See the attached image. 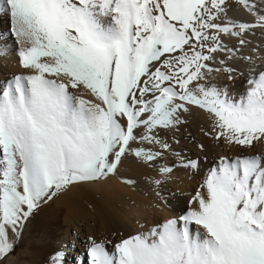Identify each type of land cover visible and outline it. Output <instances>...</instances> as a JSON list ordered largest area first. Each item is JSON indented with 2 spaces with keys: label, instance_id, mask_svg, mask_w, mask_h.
Masks as SVG:
<instances>
[{
  "label": "snow or ice",
  "instance_id": "6c2138e0",
  "mask_svg": "<svg viewBox=\"0 0 264 264\" xmlns=\"http://www.w3.org/2000/svg\"><path fill=\"white\" fill-rule=\"evenodd\" d=\"M238 2L249 7L248 0ZM224 4L225 0L0 4V10L10 14L14 37L28 45L18 50L21 66L34 70L0 87V258L13 249L9 230L14 235L22 230L45 198L70 184L114 174L141 128L146 131L140 140L167 149L152 133L181 123L179 113L189 110L186 105L216 117L217 139L222 136L242 147L264 139V73L249 81L254 87L238 102L215 86L197 83L194 90L189 88L204 78L202 69L212 59L210 54L221 49L211 30L238 34L232 30L264 27V17L257 24L215 23ZM45 57L48 60L42 61ZM80 86L100 103L69 91ZM134 155L151 161L160 153L136 149ZM201 187L205 192L198 190L192 201L196 208L148 234L123 240L115 254L103 244H93L88 264H264V157L222 158ZM192 225L198 228L194 231ZM62 256L58 253L54 259Z\"/></svg>",
  "mask_w": 264,
  "mask_h": 264
},
{
  "label": "bare ground",
  "instance_id": "6f19581e",
  "mask_svg": "<svg viewBox=\"0 0 264 264\" xmlns=\"http://www.w3.org/2000/svg\"><path fill=\"white\" fill-rule=\"evenodd\" d=\"M4 2L0 0V4ZM248 4L249 7H245L238 0H225L223 11L218 13L219 18L214 22L221 26H230V22L257 24L259 18L264 17V0H248ZM6 12L0 10V33H3L0 34V87L17 75L34 74L33 69H24L20 64L18 50L28 45L19 43L14 37L12 22ZM232 32L238 34L210 31L211 35L218 36L221 49L210 54L212 59L205 61L207 67L202 69L204 78L194 81L189 85L190 89L194 90L197 83L206 88L215 86L225 89L229 99L238 102L254 87L249 81L264 73V27H253L244 32L236 28ZM242 40L244 43H241ZM203 51L209 55L207 48ZM48 78L54 79L51 76ZM69 91L93 102L89 90L83 87H70ZM186 107L189 110L179 115L181 123L156 128L152 133L168 145L167 149L162 148L161 144L140 140V133L146 131L141 128L137 133V141L131 145L132 151L121 160L113 180L110 175L108 177L111 180L106 177L102 182H89L82 186L74 184L59 193L57 208L66 213L62 220L66 237L61 241L59 234L47 233V239L54 242L53 246L49 243L42 245L43 250L49 252L57 249L63 253L65 249L61 264H85L81 259L93 244H103L115 254V246L123 240L148 234L169 219H178L188 210L196 208L193 197L198 190L205 192L201 186L209 171L217 167L222 158L264 157V139L243 147L228 143L222 136L217 139L220 129L216 126V117L198 106ZM136 149L160 155L145 161L143 157L134 155ZM192 162H195V167L190 166ZM164 168L171 171L162 172ZM85 190H90L94 195L86 213L83 204H80L85 198ZM122 194L129 204L127 215L122 214L121 207L114 204ZM98 196L107 197V202L100 205ZM110 199L111 203H108ZM191 227L194 231L198 228L196 225Z\"/></svg>",
  "mask_w": 264,
  "mask_h": 264
},
{
  "label": "rangeland",
  "instance_id": "374dc122",
  "mask_svg": "<svg viewBox=\"0 0 264 264\" xmlns=\"http://www.w3.org/2000/svg\"><path fill=\"white\" fill-rule=\"evenodd\" d=\"M6 13L8 14L7 17L9 21H11L9 12L7 11ZM167 55L168 54H166V56ZM44 59L48 58L45 57ZM81 87L82 86H80L79 89ZM88 93L92 96L93 104L100 103L96 100V98L91 94L90 91ZM182 114L183 112L179 113V115ZM125 157L126 156L122 157L121 160H124ZM110 175L112 176L111 179L113 180L114 175L109 174L108 176ZM110 177H108V179H110ZM104 180L105 179L98 181H83L74 184L82 186L88 184L89 182H102ZM74 184L68 185L66 188L59 191L56 195L52 196L51 199L45 198L43 201H41L39 203V206L33 211L32 215L29 216L23 223L22 230H20L16 235H14L11 230H9V238L13 243V249L6 256L0 258V264H56V261L57 264H61L60 260L63 258V256L59 260L54 259V257H56L59 253L57 249H51L49 252H47L46 250H43L42 245H44L45 243H49L51 246H53L52 243L54 241H49L46 237L47 233L49 232L59 234V239L61 241H64L66 234L62 220L65 217L66 213L63 210H59L57 208L59 201L58 194ZM84 195L85 198L80 201V204H83L84 213H86L88 211L89 201L94 195L90 190H85ZM122 196L125 195H119L118 199H116L115 202L113 200V202L116 206L121 207L120 210H122V214L127 215L129 212V204L128 201H126L127 199H125L126 197L124 198ZM107 200V197L101 198L100 196H98V203L100 205L106 203ZM111 200L112 199H110L108 203H111ZM115 205L114 207L116 208ZM70 237H72L71 234ZM64 252L65 249H63V253ZM83 261L85 262V264H88V256L86 254L83 260L81 259V262Z\"/></svg>",
  "mask_w": 264,
  "mask_h": 264
}]
</instances>
